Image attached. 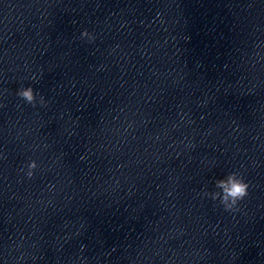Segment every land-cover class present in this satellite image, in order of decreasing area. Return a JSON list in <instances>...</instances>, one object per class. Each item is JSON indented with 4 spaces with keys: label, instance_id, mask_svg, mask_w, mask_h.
Instances as JSON below:
<instances>
[{
    "label": "clouds",
    "instance_id": "1",
    "mask_svg": "<svg viewBox=\"0 0 264 264\" xmlns=\"http://www.w3.org/2000/svg\"><path fill=\"white\" fill-rule=\"evenodd\" d=\"M87 38L89 43L95 41V36L90 35L85 29L81 32V38ZM32 79L35 81L37 77L33 76ZM16 96L30 106L46 107L48 101L42 94H39L32 86L20 87L16 91ZM39 96V99L37 97ZM3 107V105H0ZM188 148H194V143L189 142L186 145ZM39 167L36 160H29L20 171L24 173V176L31 180L35 176V170ZM215 188L219 191H203V196L210 198L212 201H218L219 205L223 207L226 212L239 211L240 202L244 201L249 196L250 183L246 181L244 175L239 171H232L228 173L224 178L217 179L215 181Z\"/></svg>",
    "mask_w": 264,
    "mask_h": 264
}]
</instances>
